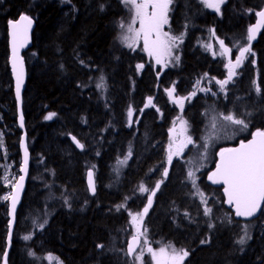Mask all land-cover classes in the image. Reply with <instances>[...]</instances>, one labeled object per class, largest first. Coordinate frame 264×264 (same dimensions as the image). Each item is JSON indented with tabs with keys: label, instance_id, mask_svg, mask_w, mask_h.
I'll return each mask as SVG.
<instances>
[{
	"label": "trees",
	"instance_id": "obj_1",
	"mask_svg": "<svg viewBox=\"0 0 264 264\" xmlns=\"http://www.w3.org/2000/svg\"><path fill=\"white\" fill-rule=\"evenodd\" d=\"M101 2L106 4L104 11ZM262 6L264 0H227L218 14L204 10L194 0H173L170 25L175 33L184 34L177 50L180 60L157 79L141 47L133 51L121 42L118 25L130 22V5L120 0H0V130H4V145L15 157L19 156L20 131L7 66L6 23L20 13L36 23L31 48L23 53L27 78L22 113L30 170L18 212L32 215L45 208L47 220L43 230L21 242L18 235L28 228L20 226L16 218L7 264H45L48 256L61 264H131L124 246L130 237L129 213L138 211L144 202L139 186L153 187L152 170L156 165L167 166L162 146L168 131L177 126V117L192 126L194 136L204 121L199 104L180 112L169 102L164 88L175 83L177 92L186 96L195 80L205 74L208 79L219 76L221 64L216 61L221 60L209 56L203 41L213 36L236 50L247 43L245 28ZM251 45L255 56L247 60L248 77L257 79L264 89V31ZM137 64L144 65L139 73ZM150 96L154 105L139 112ZM130 105L137 122L127 126ZM248 110L260 115L257 122L251 119L243 139L257 129L264 130V113ZM50 114L54 115L48 121ZM71 135L85 146L83 150L74 149ZM130 149V162L114 179V163L129 156ZM3 161L0 152V163ZM89 168L96 174L94 197L84 184V172ZM207 174L201 175L202 189L206 195L210 190L215 194L202 205L189 195L173 162L145 218L150 235L189 250L191 255L184 264H264V213L253 221L236 220L224 204L222 191L205 181ZM104 176L112 180L107 188L102 187ZM1 177L0 167V264L8 222L2 200L7 189ZM121 204L126 207L117 210ZM206 206L212 208L210 217L204 215ZM242 222L255 224L248 231L251 239L240 245ZM208 223L214 225L211 230ZM204 239L208 243L201 244ZM98 243L105 247L98 249Z\"/></svg>",
	"mask_w": 264,
	"mask_h": 264
},
{
	"label": "snow or ice",
	"instance_id": "obj_2",
	"mask_svg": "<svg viewBox=\"0 0 264 264\" xmlns=\"http://www.w3.org/2000/svg\"><path fill=\"white\" fill-rule=\"evenodd\" d=\"M120 2L126 6L130 5L134 9V16L131 23H125L121 21L118 27L121 29L120 39L121 42L130 50L135 51V45L141 36L143 37L144 51L148 53L150 57L155 59L157 65H161L160 69L157 71V79L160 78V73L168 66L169 61L179 62V55L173 56V50L179 47V44L183 43V33L179 36L172 35L169 32L163 31L164 25L169 23V12L171 11L170 5H172L173 0H143V2H138V0H120ZM202 4L206 7L212 8L218 14L221 12V5H224L227 0H200ZM62 3H71V0H62ZM100 10L104 11L106 4L101 2L99 4ZM151 8L149 12L148 9ZM247 11L251 12V9ZM256 16L259 18L258 23L251 26L247 30V45H239L237 50L239 55L235 57V61L229 60L225 67L228 69L227 78L223 80H216V84L219 85V91L225 92L226 86L233 82V78L238 76L240 73L237 69L243 67L247 56H255V52L252 51L251 44L252 41L256 39V34L259 29L264 26V9L257 11ZM139 21V29L133 27L136 21ZM20 21L26 22V27H31L32 20L27 15H21ZM9 25L12 28V68L16 76V98L18 105L21 100V85L23 83V61L19 57L18 48L22 47L26 42L25 40V28L20 26L19 22L9 21ZM213 35H215L213 30ZM153 36L155 38L153 39ZM222 52L221 56L229 55V48L225 46L223 40L218 41ZM210 47V46H209ZM247 54V55H246ZM251 63L255 66V60ZM80 64L83 66L84 61L81 59ZM64 66L61 65V68ZM144 68L143 64H137L136 69L139 73ZM207 77V74H205ZM211 79H215L214 77ZM200 81H196V85H199ZM255 81L253 84L255 85ZM199 91L205 93L210 90L207 88H200ZM169 100L181 110L185 108V102H191L192 98L197 95V90H193L188 96H182L177 92L175 83L171 88L165 89ZM255 91L258 95H264L262 88L260 86L255 87ZM216 94V93H213ZM154 105V98L148 97L147 102L144 104V108L139 109V112H143L149 106ZM160 111L159 108L156 109ZM50 114L46 119H51ZM245 116H251V113H245ZM134 110L130 105L127 111L128 125L131 126L133 123L137 122L133 120ZM222 120L227 125L235 126L237 131H245L249 128L250 120L245 119L240 115H234L231 112L223 115L217 116L213 121L212 127L216 128L218 126V121ZM179 124V128L173 127L170 129V134H175V139H171L168 151H167V165H172L173 158L180 156L184 149L189 145H194V140L192 135L189 133V124L182 117H177V121L174 122ZM20 126L24 127L23 115L20 116ZM252 139L247 143L241 141L238 148H223L219 151V161L216 164L215 171L210 172L208 179L214 185H223V192L226 197V203L230 205L236 217H241L244 219H250L257 215L258 212L264 213V130L257 129L251 133ZM73 142L76 144L77 148L83 150L85 146L81 144L75 137H72ZM21 147L24 149L23 164L19 171L21 173H27L28 171V151L25 147L24 140L21 138ZM209 144L207 141L201 145L204 150L202 154L199 155L197 161L195 162V167L190 168L187 172L186 182L191 184V192L189 195L193 198L198 197L202 205L208 204V199L205 193L201 190L199 184L197 183L198 177L196 172L200 171L205 165L203 160L206 159L207 149ZM131 156V149L129 150V156L121 160L120 164H126L127 159ZM188 164H193V160L187 161ZM95 166L93 165V168ZM162 178L157 180L154 187H146L144 184L139 186V192L141 194L147 193V203L143 207L142 211H137L135 214L131 212V222L135 226L139 223L140 230L137 231L136 235L132 236L131 241L127 242V250L124 253L126 256L131 258V264H145L143 260V252L146 249L147 253L151 254L155 264H184L187 258L191 255V252L187 249H177L171 244L159 248L158 251L154 250L149 246V241L144 239L141 241V236H147L148 228L144 223L145 217L148 215L149 210L152 208L154 203V198L160 191L161 186L164 184L165 180L169 176V168L165 166L162 172ZM25 179L24 175H20L19 179L12 185L13 191L10 195L4 196L5 200L11 201V207L9 210V215L15 218L17 204L20 201V190L23 189V181ZM88 188L93 194L95 193V181L94 172L90 169L87 172ZM127 199V198H126ZM67 204V199L65 200ZM70 207V205H68ZM124 204L118 206L117 210L125 208ZM212 212L211 207L204 208V215L210 217ZM187 211L184 212L185 218L189 217ZM13 220L9 221V232H8V242L10 244L12 237V227ZM191 222V221H190ZM231 218H228V223H232ZM47 220L38 225V230H43ZM214 227L212 223H208V228L211 230ZM25 240L31 239L30 235L23 237ZM247 239H251L247 232V225L244 226V235L237 240V243L243 245L246 243ZM208 243L207 239L201 240V244ZM104 244L98 243L97 248L103 249ZM139 247L140 253H137V248ZM33 255V253H29ZM8 251L7 248L3 252L4 264H7Z\"/></svg>",
	"mask_w": 264,
	"mask_h": 264
},
{
	"label": "rangeland",
	"instance_id": "obj_3",
	"mask_svg": "<svg viewBox=\"0 0 264 264\" xmlns=\"http://www.w3.org/2000/svg\"><path fill=\"white\" fill-rule=\"evenodd\" d=\"M138 2H143V0H138ZM194 2L196 4H200L204 10H207L210 12H216L212 8L206 7L204 4H202L200 0H194ZM148 11L150 12L151 8H149ZM131 12H132V16H131L129 23L132 22V18L135 14L134 9L132 8H131ZM169 17H170V13H169ZM133 27L139 29L140 25H139L138 20L133 25ZM248 27L249 26L245 28L246 37H247ZM163 31L169 32L170 34L177 35V36L181 34V33H175L172 30L171 25H170V19H169V23L164 25ZM154 38L155 36H153V39ZM215 39L213 36L210 38H205V40L203 41L204 49L208 50L209 56L212 59H215L218 57L220 58L221 61H216V65L219 63L221 64V69H219V72L222 71V73H220V75L217 76L215 79H208L206 77L197 79L200 81L199 85H196L197 80H195V82L193 83L191 92L193 90H197V95L192 98L190 103L187 101L185 102V108L188 109L192 105L197 107V104H199L201 106V113L204 116V121L200 127H197L199 129L198 130L199 132L195 136L191 133L192 126L191 125L189 126L188 131L193 137L194 145L187 146L184 149V152L180 156L173 158V162L177 168L178 175L183 177L182 181L183 183L186 184V186L188 187L190 191H191V184L186 182L187 172L190 168L195 167V162L197 161L199 155L203 153L204 150L201 148V145H203L206 141L209 144V147L207 149L206 159L203 160V163L205 166L202 169H200V171L196 172V175L198 177L197 183L199 184L201 190L203 191L202 183H201V175L205 171L208 172L205 178V181L208 184L210 182L208 179V175L210 174L211 169L215 165L219 151L223 148H226V146H230L234 142L236 143L240 141L241 139H243L245 136H247V133L250 130V126L252 125L251 119L257 122V119L260 113L248 110V108H251L252 110L254 109L255 111L258 110V112L262 111L264 113V95H258L255 91V87L258 86L257 85L258 80L254 78L250 79L248 77V75H250L251 73H249L250 68L246 67V63L250 55L247 56V59L245 60L243 67L236 70L240 74L234 77L233 82L229 83L226 86V91L225 92L219 91V85L216 84V80H223L227 78L228 69L225 67V65L228 63L229 60H232L234 62L235 57L239 55V52L237 49L235 50V49L229 48V55L221 56L220 53L222 52V49L220 48V44L218 42L219 38L218 39L215 38ZM246 42H247V39H246ZM244 45H247V43ZM138 47H141V49L144 51L142 36L135 45V48H138ZM178 49L179 47L173 50V56L178 55L177 53ZM144 52L147 55L148 59L150 60L154 70L156 71V76H157V71L160 69L161 65H157L155 62V59L153 57H150L146 51ZM175 64L176 62L169 61L168 66L164 69L163 72L160 73V75L164 74V72L168 71L170 67ZM242 77L244 78V80L241 79ZM253 81L256 82L255 85H253ZM171 87L172 86L170 85L169 87H166V88H171ZM166 88H164L165 94H166V91H165ZM200 88H207L210 91L205 93L203 91H199L198 89ZM191 92H189L186 96H188ZM262 92H264L263 88H262ZM213 93H216V94H213ZM166 97L169 100L167 94H166ZM169 102L173 106H175V108L178 111L182 112L185 110V108L181 110L178 106L174 105L170 100ZM229 112H231L234 115H240L245 119H249L250 120L249 128L245 131H237L235 126L227 125L222 120L218 121V126L216 128L212 127V123L217 118L218 114L223 115ZM245 113H251V116L250 117L245 116L244 115ZM262 118L264 120V114ZM51 119H52V116H51ZM51 119H47V120L50 121ZM133 120H134V117H133ZM127 126H129L128 118H127ZM176 128H179V124H177ZM3 132L4 130H0V152L2 154V159H4V161L0 163V167L2 169L1 182H2V185L5 186L7 189V191L2 195V200L6 202L7 200L4 199V196L10 195L12 185L14 184L15 180L18 177V170L20 167V158L19 156L15 157L14 154L10 150H8L6 146L4 145ZM175 138H176L175 134H170V130H169L167 138L162 146L163 156L165 157L166 163H167L166 161L167 151H168L170 140L175 139ZM125 157H128V155H125L124 158ZM124 158L121 160H124ZM121 160L116 161L114 163V166L111 169L114 179L118 178L120 171H123L125 167L128 165V163L130 162L128 158L126 164H120L119 162ZM189 160H193L194 163L188 164L187 161ZM164 167L165 166L161 167L159 165L158 166L156 165V169L152 170V176L150 180L151 182L152 181L154 182L153 187L156 181L159 180L160 176H162L161 174L163 172ZM167 167L170 169L171 165L170 166L167 165ZM111 181L112 180L110 178L104 176L102 179V182H103L102 187L107 188L108 184ZM145 186L147 187V185ZM96 188H97V185H96ZM209 192L210 193H208L207 195L204 192L207 198L215 194L213 190H210ZM142 195H144L145 198H144L142 207L138 211H142L143 207L147 203V193L142 194ZM195 198L197 201L200 202L198 197H195ZM35 199H38L37 195L35 196ZM40 210H41L40 212H35L32 215H30L29 212H27V214L23 213L22 215H20L18 212L17 214L18 224L20 226H25L26 228H28L26 233H20L18 235L19 241L21 242L28 241V240L23 239V237L26 235L32 236L33 232L38 230V225L40 223H43L44 220H46V216H44L43 214L46 209L42 208ZM136 212L137 211L131 212V213L135 214ZM144 223H145V220H144ZM128 224H129L130 236L136 235L137 231L140 230L139 223L134 226L131 222V216L129 215ZM254 224L255 223H251V222L240 223L241 231L244 233V226L247 225V232H248L249 228L252 227ZM144 239H147L149 241V246L152 247L156 251H158L159 248L161 247L169 245V243H165L164 241H162V239L154 238L153 236H151L149 230H148L147 236H141V240L143 241ZM137 253H140V249L137 251ZM142 255H143V260L145 261V264H155V262L152 259L151 254L147 253L146 249L144 250ZM137 263L139 264V262ZM45 264H61V262L57 260L55 257L48 256L45 258Z\"/></svg>",
	"mask_w": 264,
	"mask_h": 264
},
{
	"label": "water",
	"instance_id": "obj_4",
	"mask_svg": "<svg viewBox=\"0 0 264 264\" xmlns=\"http://www.w3.org/2000/svg\"><path fill=\"white\" fill-rule=\"evenodd\" d=\"M261 9H264V6H262L259 10H261ZM21 15H26V14L20 13L16 18L9 20V21H13V22H19L20 23V26L22 28H25V40H26V42L23 44L22 47H19L18 48L19 57L23 61V83L21 85V100H20L19 105H18L17 98H16V76H15V74L13 72V68H12V35H11V33H12L13 30H12V28L9 25V21H7V23H6V43H7V51H8V55H7V66H8L9 77H10V81H11V92H12L13 100H14V103H15L16 125H17L18 130L20 131V136H19V141H18V152H19V158H20V167L23 164V158H24V149L21 147V143H20L21 142V138H23L25 147L27 148V151H28V171L25 174V173H21L18 170V177L15 180V182H16L19 179V176L20 175H24L25 176V179L23 181L24 187H23L22 190H20V201L17 204V209H16V214H15L14 220H13V217L9 215V210H10V207H11V201L10 200H7L6 201V206H7V220H8V222H7V234H6V239H5V243H6L5 249L7 248L8 253H9L10 246H11V242H10V244L8 242V232H9L8 225H9V221L10 220H13V227H12V236H13V231H14V227H15V224H16V218H17L18 210H19V207L21 205L22 199H23L24 194H25L26 184H27V180H28V176H29V170H30V152H29V149H28V146H27V136H26V132H25V127L22 128L20 126V116L23 115V113H22V95H23V91L25 89L26 78H27L26 66H25V61H24L23 53L26 52L27 50H29L31 48V45H32V33H33V30L35 29L36 23H35V20L33 18H31V17L28 16L32 20V24H31V27H26V22L20 21V16ZM258 20H259V18L255 14L254 15V20L249 25V27L256 25L258 23ZM263 31H264V26H262L259 29V31L256 34V39L254 41H252V43H255L259 39V37L263 33ZM23 120H24V117H23ZM72 137H74V136L71 135L69 137L70 143L72 144V146L74 147V149H76L77 151H81V149L80 148H77L76 144L73 142ZM251 139H252V135L250 134V136L248 138H246V139H244L242 141L245 142V143H247ZM240 143L241 142L235 143L234 145H232L229 148H238L240 146ZM218 161H219V156H218V158L216 160V164H217ZM216 164L214 165L212 171H215ZM20 167H19V169H20ZM90 169L91 168L87 169L84 172V184H85V188H86V191H87L88 195L90 197H94L96 195V192H97L96 181H95V174H94L95 193L93 194L92 192H90L89 191V188H88L87 172ZM91 170L93 171V169H91ZM210 183H211V181H210ZM211 185L213 187H215V188H220L221 189L222 194H223L224 204H225L226 208L231 212L232 216L236 220H239V221H252V220H255V219H257L259 217V215H260L261 212H258L256 216H254V217H252L250 219H247V220L244 219V218H241V217H236L235 214H234L233 208L225 202L226 201V197H225L224 192H223V185H214L212 183H211ZM12 191H13V187H12V189L10 191V194H11ZM132 236H134V235H131L125 241V246H124L125 252L127 250V242L128 241H131ZM140 239H141V237H140ZM11 240H12V237H11ZM138 250H139V247L137 248V251ZM128 258L131 260L130 257H128ZM2 264H4L3 257H2Z\"/></svg>",
	"mask_w": 264,
	"mask_h": 264
}]
</instances>
